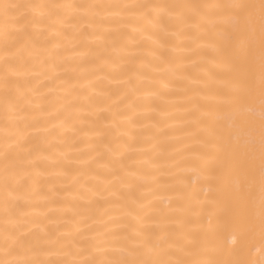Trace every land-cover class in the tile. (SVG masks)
<instances>
[{"label":"snow or ice","instance_id":"6c2138e0","mask_svg":"<svg viewBox=\"0 0 264 264\" xmlns=\"http://www.w3.org/2000/svg\"><path fill=\"white\" fill-rule=\"evenodd\" d=\"M0 102V264H264V0H0Z\"/></svg>","mask_w":264,"mask_h":264},{"label":"bare ground","instance_id":"6f19581e","mask_svg":"<svg viewBox=\"0 0 264 264\" xmlns=\"http://www.w3.org/2000/svg\"><path fill=\"white\" fill-rule=\"evenodd\" d=\"M69 2H76V3H81V2H105V3H115V2H124V0H69ZM128 2H142V0H128ZM154 2L157 3H163V2H172V0H154ZM107 84L106 81H101L98 84V87H104ZM110 87V86H109ZM3 111V105L2 102H0V113ZM228 242L231 241V237L229 236L227 238Z\"/></svg>","mask_w":264,"mask_h":264}]
</instances>
